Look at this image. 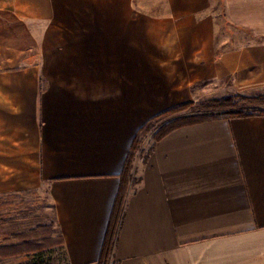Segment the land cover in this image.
Instances as JSON below:
<instances>
[{
	"label": "crops",
	"instance_id": "crops-1",
	"mask_svg": "<svg viewBox=\"0 0 264 264\" xmlns=\"http://www.w3.org/2000/svg\"><path fill=\"white\" fill-rule=\"evenodd\" d=\"M214 82L264 91V0H0V197L44 193L99 264L137 133ZM117 232L115 264H264V115L152 145Z\"/></svg>",
	"mask_w": 264,
	"mask_h": 264
},
{
	"label": "rangeland",
	"instance_id": "rangeland-1",
	"mask_svg": "<svg viewBox=\"0 0 264 264\" xmlns=\"http://www.w3.org/2000/svg\"><path fill=\"white\" fill-rule=\"evenodd\" d=\"M144 1L149 3L151 0ZM207 95L209 99H226L235 95L256 98L264 95V91L240 94L230 82H214L208 86ZM253 109L264 112V105ZM190 114L191 110L176 117ZM152 136L150 133L143 138L134 164L137 158L148 154L153 145ZM59 236L53 205L44 193L0 197V264H68L65 246L56 243Z\"/></svg>",
	"mask_w": 264,
	"mask_h": 264
},
{
	"label": "trees",
	"instance_id": "trees-1",
	"mask_svg": "<svg viewBox=\"0 0 264 264\" xmlns=\"http://www.w3.org/2000/svg\"><path fill=\"white\" fill-rule=\"evenodd\" d=\"M258 105H264V95H260L256 98L235 95L226 99H208L172 108L151 119L146 125H144L133 141L124 170L121 174V186L99 264H115L111 259L117 240L118 226L123 216L127 192L133 180L136 152L138 151L143 138L146 135L153 133L152 141L154 145L162 141L174 131L187 126L219 119L263 116L264 112L253 109ZM236 109H238V111H235ZM190 110V115L176 117L179 113ZM56 243L64 248L65 243L61 234L56 239ZM31 252L33 253L35 251ZM37 254L40 255L42 253Z\"/></svg>",
	"mask_w": 264,
	"mask_h": 264
}]
</instances>
